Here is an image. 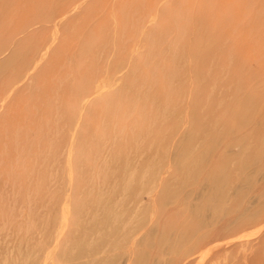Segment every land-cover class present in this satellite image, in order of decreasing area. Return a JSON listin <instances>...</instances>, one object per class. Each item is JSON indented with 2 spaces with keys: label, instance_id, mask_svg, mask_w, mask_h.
Segmentation results:
<instances>
[{
  "label": "rangeland",
  "instance_id": "1",
  "mask_svg": "<svg viewBox=\"0 0 264 264\" xmlns=\"http://www.w3.org/2000/svg\"><path fill=\"white\" fill-rule=\"evenodd\" d=\"M178 263L264 264V0H0V264Z\"/></svg>",
  "mask_w": 264,
  "mask_h": 264
},
{
  "label": "bare ground",
  "instance_id": "2",
  "mask_svg": "<svg viewBox=\"0 0 264 264\" xmlns=\"http://www.w3.org/2000/svg\"><path fill=\"white\" fill-rule=\"evenodd\" d=\"M231 225L233 226V224H231ZM225 227H229V224H228V223H226V224H225ZM220 230H221V229H219V228L217 229L218 233L220 232ZM191 247H192V246H191ZM194 247H195V246H194ZM194 247H193V249H192V248H190V250L192 249L191 251H193V250H194ZM188 248H189V247H186V250H188ZM196 251H197V250H196ZM196 251H195V253H196ZM186 252H187V251H186ZM187 253H188V252H187ZM189 253L192 255V253H193V252H192V253H191V252H189ZM182 255H184V256H185V254H182ZM187 255H188V254H186V256H187ZM184 256H183L181 259H183V258H184ZM179 257H181V256H179ZM177 258H178V257H177ZM185 258H187V257H185ZM179 260H180V259H179ZM179 260H178V262H179ZM185 260H186V259H185ZM185 260H184V261H185ZM180 261H181V260H180ZM184 261H183V262H184ZM178 264H183V263H178Z\"/></svg>",
  "mask_w": 264,
  "mask_h": 264
}]
</instances>
